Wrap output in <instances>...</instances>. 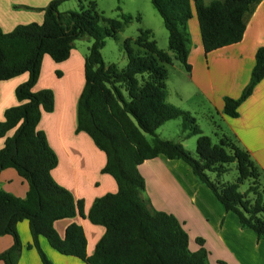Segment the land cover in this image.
I'll use <instances>...</instances> for the list:
<instances>
[{"label":"trees","instance_id":"trees-1","mask_svg":"<svg viewBox=\"0 0 264 264\" xmlns=\"http://www.w3.org/2000/svg\"><path fill=\"white\" fill-rule=\"evenodd\" d=\"M68 0H52L43 11L41 23L17 25L11 32L0 29V82L27 74L16 87L18 104L5 110L0 121V172L14 169L26 181L28 190L20 199L0 189V237H12V245L0 253L3 264H17L22 245L17 224L27 221L31 243L41 264H53L39 245L44 238L61 255L75 257L84 264H208L203 241L191 251L188 234L172 214L152 209L141 195L145 182L139 166L162 155L182 160L196 179L205 185L226 212L234 213L241 227L264 239V188L261 173L250 154L234 141L222 136L218 144L203 135L190 113L169 104L166 65L178 61L189 74L190 38L186 31L193 13L198 22L205 54L237 44L261 0H150L167 32L168 51L157 47L150 30H139L134 40H126L123 50L127 64L120 69L106 65L101 50L105 39L114 38L130 22L104 19L89 2L79 11L60 13L59 6ZM81 2V0H79ZM24 9H29L23 7ZM107 29H98V23ZM89 38L91 45L84 57V85L77 103L76 132L86 133L106 157L103 174L111 176L117 191L94 200L86 216L93 225L104 227L94 252L86 253V237L81 226L69 225L63 237L54 223L76 215L84 218L83 202L58 185L51 172L57 157L46 136L37 129L42 113L54 107L50 89L34 92L42 59L54 63L66 61L74 42ZM59 76V72H56ZM264 79V46L255 52V63L247 85L237 99L224 98L223 114L238 116L239 106ZM180 119L182 140L196 137L197 159L181 143L160 139L156 131L165 123ZM13 130L10 137L6 134ZM147 136L151 139L148 140ZM235 165V183H220V178ZM209 174L214 175L212 180ZM249 181V187L239 186Z\"/></svg>","mask_w":264,"mask_h":264},{"label":"crops","instance_id":"crops-1","mask_svg":"<svg viewBox=\"0 0 264 264\" xmlns=\"http://www.w3.org/2000/svg\"><path fill=\"white\" fill-rule=\"evenodd\" d=\"M51 1L0 0V29L3 33H9L17 25L41 23L42 9ZM212 1L215 0H203L205 4ZM186 27L190 38L188 64L191 72L188 78L181 77L180 84L188 87L196 99H202L215 110L222 124L217 126L219 131L216 138L219 140V137L225 136L246 150L264 183V79L239 106L236 118L225 116L222 112L224 98L237 99L240 96L249 81L255 52L264 46V0L257 5L237 44L205 54L194 13ZM87 51L80 53L73 47L69 58L62 63H54L45 55L33 91L51 89L54 94L53 111L42 113L37 126L45 134L48 145L57 157V165L51 176L76 201L83 202L84 218L76 215L59 220L54 223V228L63 237L69 225L81 226L86 237V253L90 256L105 229L91 224L86 216L94 200L116 193L117 185L111 176L102 173L106 162L104 153L95 147L86 133L76 132L77 103L84 85L83 67ZM56 72L60 74L59 80L54 77ZM27 77V74H22L0 82V121H3L6 109L18 104L14 91ZM46 78L51 79L52 84L47 83ZM182 92L175 91L177 103L169 104L190 113L191 109L182 105L189 102ZM12 134L13 130L6 137ZM4 141L5 138L0 139V149ZM138 169L145 182L142 199L152 209L177 218L188 234L191 251L198 250L196 240H202L203 248L208 253V264H264V239H258L252 230L241 227L238 217L223 209L214 194L196 179L182 160H170L160 155L145 161ZM0 189L23 199L28 185L14 169L9 168L0 172ZM17 232L22 245L17 264H41L36 251L26 248L31 243L27 221L17 224ZM12 242L11 236H1L0 253L10 248ZM39 245L53 264H84L75 257L59 254L42 237L39 238ZM0 264L3 263L0 261Z\"/></svg>","mask_w":264,"mask_h":264},{"label":"rangeland","instance_id":"rangeland-1","mask_svg":"<svg viewBox=\"0 0 264 264\" xmlns=\"http://www.w3.org/2000/svg\"><path fill=\"white\" fill-rule=\"evenodd\" d=\"M89 2L95 3L96 12L104 19L121 20L122 14L131 18L130 22L114 38L108 37L105 39L101 55L106 65L116 64L120 69L126 66L127 59L123 50V43L128 39L134 40L138 35L139 30H150L157 47L168 52L172 56L168 51L167 32L163 26L162 19L152 7L150 0H81V2L79 0H68L60 5L59 12L65 13L68 11H79L81 5L86 9ZM97 26L100 30L108 28L107 24L102 21H100ZM90 44L91 40L89 38H84L75 41L74 47L80 53H86L87 47H89ZM165 68L168 73L166 83L169 89H167V102L174 103L176 101L175 103H177L175 91H183L184 98L189 99V102L188 104L183 103L182 105L191 109V116L196 120V124L201 129L203 135L209 137L214 144H218L219 140L216 138V135L219 130L217 126L222 124L215 110L208 107L202 99H196L188 90V87H184L180 84L181 77L186 79L189 74L178 61L173 59L172 64L166 65ZM54 77L59 80V76H57L56 73H54ZM46 79L48 80L47 83L52 84L51 79ZM180 128L181 120L176 119L165 123L156 131V134L159 138L179 142L181 144L183 143L185 147L182 146L190 152L193 158L197 159V154L195 152L196 137L182 140L180 136ZM147 139L150 140L151 138L147 136ZM228 168V171L220 178V183L236 182L238 174L235 165L232 164ZM209 176L212 180H215L214 175L209 174ZM249 185L250 182L245 181L239 186V191L244 192ZM261 186L264 188L262 180Z\"/></svg>","mask_w":264,"mask_h":264}]
</instances>
